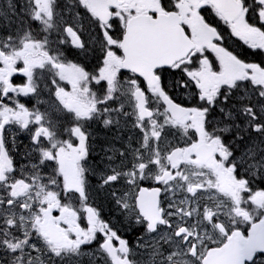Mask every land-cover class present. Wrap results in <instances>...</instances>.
I'll return each mask as SVG.
<instances>
[{"label": "flooded vegetation", "instance_id": "1", "mask_svg": "<svg viewBox=\"0 0 264 264\" xmlns=\"http://www.w3.org/2000/svg\"><path fill=\"white\" fill-rule=\"evenodd\" d=\"M0 264H264V0H0Z\"/></svg>", "mask_w": 264, "mask_h": 264}, {"label": "snow or ice", "instance_id": "2", "mask_svg": "<svg viewBox=\"0 0 264 264\" xmlns=\"http://www.w3.org/2000/svg\"><path fill=\"white\" fill-rule=\"evenodd\" d=\"M37 119H40V117H37ZM165 175H167L166 173H165ZM111 179V178H110ZM157 179L159 180L160 178L159 177H157Z\"/></svg>", "mask_w": 264, "mask_h": 264}]
</instances>
